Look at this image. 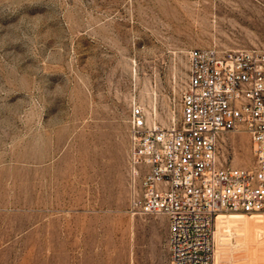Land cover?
<instances>
[{
    "label": "rangeland",
    "instance_id": "obj_1",
    "mask_svg": "<svg viewBox=\"0 0 264 264\" xmlns=\"http://www.w3.org/2000/svg\"><path fill=\"white\" fill-rule=\"evenodd\" d=\"M196 47L264 49V0H0V264H169L130 211L129 116L179 124ZM218 147L257 165L243 130ZM241 212L221 264H264V211Z\"/></svg>",
    "mask_w": 264,
    "mask_h": 264
},
{
    "label": "built area",
    "instance_id": "obj_2",
    "mask_svg": "<svg viewBox=\"0 0 264 264\" xmlns=\"http://www.w3.org/2000/svg\"><path fill=\"white\" fill-rule=\"evenodd\" d=\"M179 124L148 122L134 101L129 116L130 211L168 218L169 264H213L220 210L264 211V49L196 47ZM246 132L254 169L224 163L225 131Z\"/></svg>",
    "mask_w": 264,
    "mask_h": 264
},
{
    "label": "bare ground",
    "instance_id": "obj_3",
    "mask_svg": "<svg viewBox=\"0 0 264 264\" xmlns=\"http://www.w3.org/2000/svg\"><path fill=\"white\" fill-rule=\"evenodd\" d=\"M164 120H162V121H164ZM241 213H248V212H241ZM229 219H232L233 221H236V222H244L245 223L247 221L246 220L247 219V215L244 216V219L241 218V215L240 214H231L230 216H227L225 214V210H220L216 214L215 219H214V234H213L214 258H215V260H213V263L214 264H221V261H222V259L224 257L225 251L222 248V241H223V239H225V236H226V234L224 232V226H225L226 221H228ZM215 238L217 239V242H218V249H217L216 252H215V248H216V246H215Z\"/></svg>",
    "mask_w": 264,
    "mask_h": 264
},
{
    "label": "crops",
    "instance_id": "obj_4",
    "mask_svg": "<svg viewBox=\"0 0 264 264\" xmlns=\"http://www.w3.org/2000/svg\"><path fill=\"white\" fill-rule=\"evenodd\" d=\"M148 220L151 229L158 234L156 239H153L155 240V244L158 246V243L161 241L162 237L169 233L168 218L165 215H154L149 217Z\"/></svg>",
    "mask_w": 264,
    "mask_h": 264
}]
</instances>
